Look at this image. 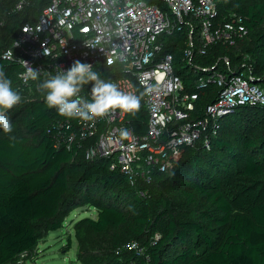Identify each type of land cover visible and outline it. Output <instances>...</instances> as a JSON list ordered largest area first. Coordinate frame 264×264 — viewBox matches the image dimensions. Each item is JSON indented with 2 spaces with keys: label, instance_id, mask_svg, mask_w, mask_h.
<instances>
[{
  "label": "trees",
  "instance_id": "trees-1",
  "mask_svg": "<svg viewBox=\"0 0 264 264\" xmlns=\"http://www.w3.org/2000/svg\"><path fill=\"white\" fill-rule=\"evenodd\" d=\"M20 1L0 0L5 22L0 69L15 89L33 88L35 93L7 112L13 130L21 118L22 132L0 129V264H18L39 246V225H46V235L61 229L68 212L82 202L97 213L77 226L82 264H264V107L237 106L219 120L215 136L185 147L167 171L151 173V182L140 178L132 186L119 170L110 169V160L89 162L84 155L74 157L72 151L54 147L53 137L66 117L47 106L38 87L49 77L24 85L22 66L3 59L20 27L35 22L50 2L24 0L29 7L18 11ZM218 9L220 21L232 13L245 18L248 35L236 45L215 44L202 55L196 28L189 64L183 52L191 30L166 39L164 51L175 56L185 93L198 95L191 119L203 117L206 106L220 95L216 82L209 80L214 72L243 75L264 89V0H224ZM115 69L102 66L96 71L110 81ZM91 88L89 83L81 92ZM138 96L141 107L128 113L126 122L143 135L148 113L141 90ZM105 233L110 235L101 244L104 250L92 240L91 256L84 258V239L102 240ZM133 243L138 247L130 249Z\"/></svg>",
  "mask_w": 264,
  "mask_h": 264
},
{
  "label": "built area",
  "instance_id": "built-area-1",
  "mask_svg": "<svg viewBox=\"0 0 264 264\" xmlns=\"http://www.w3.org/2000/svg\"><path fill=\"white\" fill-rule=\"evenodd\" d=\"M223 1L50 0L35 22L20 27L11 45L3 50V59L18 64L23 59L40 71L39 77L66 71L76 60L92 64L95 71L102 66L116 68L111 82L137 96L138 90L143 92L148 113L146 133L135 134L127 125L128 113L115 110L92 120L66 118L53 137L54 147L66 148L74 157L84 155L89 162L110 160V169L119 170L132 186L140 178L149 183L151 173L167 171L185 147L215 136L219 120L237 106L264 107V89L249 78L214 72L209 80L216 82L220 95L206 106L203 117L191 119L198 95L185 93L183 81L175 72V56L164 51L166 39L186 28L191 33L183 56L189 64L195 52L196 28L202 55L212 45L234 46L244 39L248 29L243 16L232 13L227 20H218V4ZM22 3L25 1L18 2L16 10H21ZM4 25L0 19V32ZM84 41H98L97 48L86 47ZM45 48L51 50L47 57L43 54ZM10 49L13 60L4 56ZM108 59L113 60L111 65ZM21 66L22 72L26 71ZM21 81L24 85L32 82ZM84 91L80 95L91 100V90ZM125 129L130 135H122ZM137 247L133 243L130 249Z\"/></svg>",
  "mask_w": 264,
  "mask_h": 264
},
{
  "label": "clouds",
  "instance_id": "clouds-1",
  "mask_svg": "<svg viewBox=\"0 0 264 264\" xmlns=\"http://www.w3.org/2000/svg\"><path fill=\"white\" fill-rule=\"evenodd\" d=\"M24 32H28L25 28ZM85 46L97 48L96 43L84 41ZM18 42L15 47H18ZM102 50V49H101ZM46 57L51 54L49 48L44 49ZM8 60H13V50L10 49L4 54ZM16 59V58H15ZM18 62L26 68V71L19 73V77L27 83L29 80L39 79L40 71L29 66L23 59ZM107 63L111 65L112 59ZM92 84L91 100L80 95L85 85ZM41 92L45 93V102L49 108H55L59 115L72 119L92 120L95 118H104L115 110L125 113L138 112L141 107V98L134 92H125L119 86L111 81L101 78L100 73L94 70L90 63H82L80 60L73 62L71 67L64 71H58L54 75L49 74V78L38 85ZM22 97L12 84L11 79L7 78L5 72L0 69V129L5 134L13 131V125L7 112L19 104ZM123 136L130 135L125 129Z\"/></svg>",
  "mask_w": 264,
  "mask_h": 264
},
{
  "label": "rangeland",
  "instance_id": "rangeland-1",
  "mask_svg": "<svg viewBox=\"0 0 264 264\" xmlns=\"http://www.w3.org/2000/svg\"><path fill=\"white\" fill-rule=\"evenodd\" d=\"M27 2L22 3L21 10L25 11L29 5ZM19 91L22 100L29 99L30 95H34V89L21 90L20 87L16 88ZM27 91V92H26ZM29 92V93H28ZM21 118H18L16 122L17 128L12 131V133H21ZM182 152L174 158L171 162V166L176 163L180 157ZM81 203V202H80ZM82 206L77 208H73L67 214L64 219V227L57 231H49L46 235V225H39L38 231L42 234L41 241L38 247H36L32 253L22 255L18 261V264H82L78 261V242L76 238V230L78 224L85 220L86 218H96V210L95 208L87 207L84 202L81 203ZM109 233H105L101 239L93 238L89 239L88 237L84 239L87 247L82 249L84 252L83 257L88 258L91 256V252H89L88 242L92 240H96V245L100 246L101 250H104V247L101 244H106L109 238ZM159 236V235H158ZM102 261V260H101Z\"/></svg>",
  "mask_w": 264,
  "mask_h": 264
},
{
  "label": "water",
  "instance_id": "water-1",
  "mask_svg": "<svg viewBox=\"0 0 264 264\" xmlns=\"http://www.w3.org/2000/svg\"><path fill=\"white\" fill-rule=\"evenodd\" d=\"M216 70V67H214L213 69H212V71H215Z\"/></svg>",
  "mask_w": 264,
  "mask_h": 264
}]
</instances>
